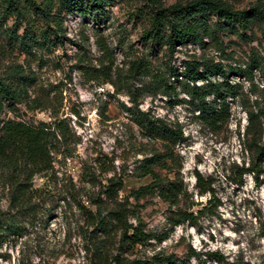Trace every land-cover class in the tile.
Returning a JSON list of instances; mask_svg holds the SVG:
<instances>
[{"label":"rangeland","instance_id":"obj_1","mask_svg":"<svg viewBox=\"0 0 264 264\" xmlns=\"http://www.w3.org/2000/svg\"><path fill=\"white\" fill-rule=\"evenodd\" d=\"M190 1L161 0L163 7ZM222 1L237 12L258 2ZM104 8L83 15L62 12V33L56 39L55 25L31 13V23L22 22L17 35L29 26L28 34L47 30L44 40L49 41L30 56L15 46L9 48L0 31V68L22 64L24 75L32 79L29 99L37 96L43 104L30 110L31 105L5 102L0 120L30 127L45 124L56 134L51 166L32 175L30 194L18 203H11L13 186L0 168V264H91L94 244L101 240L111 253L129 260H154L157 255L166 264H264V172L240 177L242 169L256 163L255 143L264 144V116L258 117L264 114V22L254 23L244 31V38L238 36L239 26L222 24L224 29L216 32L221 51L204 38V45H179L170 53L163 44L145 38L150 13L145 0H111ZM14 23L15 17L0 20L7 29ZM100 47L112 51L111 59ZM193 59L206 66L222 63L242 73L228 74L227 83L238 90L226 100L229 118L222 125L201 118L207 111L187 94L185 85L191 82L171 78L172 72L184 70V63ZM252 59L256 60L253 69ZM108 60L112 81L117 74L121 80L115 82L118 94L110 84L92 79L97 69L109 67ZM138 61L147 65V73L131 76L129 63ZM162 78L175 85L169 96L162 93ZM209 80L221 83L223 78ZM212 98L207 97L202 106H210ZM140 112L180 131L181 140L173 144L144 131L137 123ZM162 143L172 148L175 157L168 168L154 166L153 171L161 179L181 182L179 204L169 207L157 192L142 196L136 206L129 199L143 231L155 238L141 245H123L116 232L95 237L94 227L86 226L79 213L74 192L89 186L91 173L102 181L116 175L123 180L119 199L127 197L152 181L141 176V160ZM197 174L205 183L211 182L210 193L199 196ZM176 210L194 214L195 224L185 221L173 226L179 220ZM130 221L136 224L135 219ZM163 234L168 236L159 243Z\"/></svg>","mask_w":264,"mask_h":264},{"label":"trees","instance_id":"obj_2","mask_svg":"<svg viewBox=\"0 0 264 264\" xmlns=\"http://www.w3.org/2000/svg\"><path fill=\"white\" fill-rule=\"evenodd\" d=\"M111 0H39L33 3L31 0H0V20L15 17V23L10 29L3 27L0 24V31L8 40L9 48L15 46L20 50L21 54L30 56L35 51H39L45 47L49 40L46 39L47 30L39 32L31 30L28 34L29 26L25 27V32L18 36L17 31L21 28L22 22L25 25L31 23V13H37L42 17V20L47 24L55 25L52 31L54 38L61 37L62 18L61 13H80L83 15L89 11L99 13L105 10V5ZM146 7L150 10L149 13V29L146 31V39L153 43H160L168 49L170 53L176 50L179 45L197 44L204 45V38H208L218 45V50H222V43L218 41L216 32L224 29L222 24L237 25L242 31L239 38H244V31L250 29L254 23L264 22V1L258 0L256 4L246 11H233L229 5L222 0H193L185 4H174L168 7H163L161 0H145ZM214 17L217 22H213ZM42 32V34H41ZM38 33V34H37ZM261 38L264 44V30ZM50 43V42H49ZM13 50V49H12ZM101 51L111 59L112 51L107 47H100ZM109 62V60H108ZM256 60H251V69L256 67ZM109 67H101V71L97 69L93 80L103 84H110L117 94L120 88H117L116 83H120L119 74H117L116 83L112 81L110 69L112 61L109 62ZM202 69H201V68ZM147 65L140 61L129 63L128 71L131 76L146 74ZM182 71L172 72L171 78L178 80L182 77L192 83L191 86L185 85L187 94L193 102L207 111L202 114L201 118L207 121L210 125L225 123L228 118V109L225 108V103L228 97L236 95L237 88L235 85L227 83L228 74H236L241 76L242 73L236 69L226 68L222 63H210L209 66L198 63L196 61L184 63ZM250 69V70H251ZM0 117L5 108V102L12 104H25L30 110L42 108L43 104L36 96L32 99L28 97V88L32 79L24 75V67L19 63H12L5 69L0 68ZM100 72H104L99 76ZM211 76H222L223 81L212 82L209 80ZM161 80V79H160ZM206 81V84L196 85V83ZM162 93L169 96L175 91V85L169 83L167 79L162 78ZM124 87V86H123ZM212 96L210 106L203 107L205 99ZM217 107V108H215ZM140 117L137 119L139 126H142L144 131L154 134L157 138L168 139L170 143H177L181 140L182 134L180 131L170 130L164 127L161 119H152L148 113L140 112ZM258 117H263L264 114H258ZM55 130H51L45 124L39 127H30L25 123L14 120H0V168L7 172L9 183L13 186L11 195V203L14 204L26 195H29V180L35 172L51 166V150H54L53 142L55 141ZM256 150V163L252 166L242 169V175L247 172H252L255 177L264 172L262 165L264 164V144L254 145ZM175 153L168 144L162 143L159 150H153L152 153L141 160V176H150L152 181L149 184L143 185L136 190H131L128 196L119 199L118 193L123 187L122 177L112 176L104 181L90 174V182L88 187H80L74 192L76 196L73 200L79 210V213L84 216L86 226L94 227L93 235L97 237L98 233L101 236H106L109 233L116 232L120 237V244L128 243L129 245L143 244L155 238L152 235L146 234L142 228V222L134 215V206L137 205L139 199L149 193L157 192L161 201L168 204L169 207H176L182 193L181 182L176 178L170 180L168 178H160L153 171L154 166L160 168L166 167L168 161L172 162ZM99 179V180H98ZM211 182L206 183L202 177L196 175L195 188L199 196L210 193ZM133 198L136 202L134 206L129 204V199ZM84 201L87 203L84 205ZM179 217L174 225L188 221L194 225L197 217L187 211L176 210ZM135 219L136 224L131 223L130 219ZM167 234L158 239L162 243ZM215 259L220 256L216 253H208ZM91 264H166L157 255L154 260H140L138 258L129 260L122 254L111 253L109 248H106L103 241H98L94 244Z\"/></svg>","mask_w":264,"mask_h":264}]
</instances>
